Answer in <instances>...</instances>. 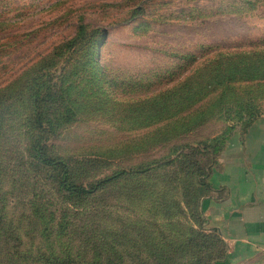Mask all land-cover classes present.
Masks as SVG:
<instances>
[{
  "label": "rangeland",
  "instance_id": "obj_1",
  "mask_svg": "<svg viewBox=\"0 0 264 264\" xmlns=\"http://www.w3.org/2000/svg\"><path fill=\"white\" fill-rule=\"evenodd\" d=\"M263 118L264 0H0V264L224 263L199 196Z\"/></svg>",
  "mask_w": 264,
  "mask_h": 264
},
{
  "label": "crops",
  "instance_id": "obj_2",
  "mask_svg": "<svg viewBox=\"0 0 264 264\" xmlns=\"http://www.w3.org/2000/svg\"><path fill=\"white\" fill-rule=\"evenodd\" d=\"M201 212L238 264L264 255V118L251 127L241 147L221 157L207 179Z\"/></svg>",
  "mask_w": 264,
  "mask_h": 264
},
{
  "label": "trees",
  "instance_id": "obj_3",
  "mask_svg": "<svg viewBox=\"0 0 264 264\" xmlns=\"http://www.w3.org/2000/svg\"><path fill=\"white\" fill-rule=\"evenodd\" d=\"M83 31V29L82 28H80V32H82ZM215 166V164L214 165H211L209 168H210V170L206 173V179H205V183H204V185L202 186V192L200 193V196H199V202H198V209H199V212H200V215H201V217L202 218H204L205 219V223H207V227H209L208 226V222H207V218L203 215V213L201 212V200H202V198L203 197H205L206 196V194L208 193V191H207V179H208V177H209V174H210V172H211V170L213 169V167ZM65 170V173H64V178L65 179H67V184L70 186V187H73V188H77V187H75L70 181H68V179H69V175H68V172H67V170L66 169H64ZM118 177H120V176H117L116 178H118ZM106 181H103V182H101V184H103L104 185V183H105ZM73 191V190H72ZM202 221V222H203ZM210 229V228H209ZM211 230V232H213V234H216L219 238H220V236L217 234V231L216 230H212V229H210ZM201 239H202V237H200ZM206 238H208L207 236L205 237V239ZM221 239V238H220ZM222 241V240H221ZM225 247V246H224ZM225 249L227 250V248L225 247ZM226 258H227V253H226ZM57 264H60V263H57Z\"/></svg>",
  "mask_w": 264,
  "mask_h": 264
}]
</instances>
